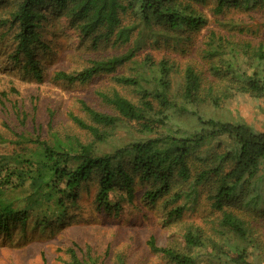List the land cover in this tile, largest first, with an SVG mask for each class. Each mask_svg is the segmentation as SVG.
Listing matches in <instances>:
<instances>
[{
    "label": "trees",
    "instance_id": "trees-1",
    "mask_svg": "<svg viewBox=\"0 0 264 264\" xmlns=\"http://www.w3.org/2000/svg\"><path fill=\"white\" fill-rule=\"evenodd\" d=\"M206 2L0 0V28H16L15 55L24 57L26 72L37 81L43 79L37 51L48 48L42 30L59 15L69 18L80 38L94 47L113 42L123 51L91 59L80 72L56 73L55 80L83 84L131 66L134 74L117 75L114 80L138 94L136 99H129L118 92L99 93L111 113L82 102L90 123L75 116L71 120L85 133V140L52 135L49 139L26 138L21 143L25 137L18 136L21 140L16 146H24L0 156V231L8 233L12 223L25 228L30 217L39 213L44 214L43 224L65 223L68 210L80 207L82 184L93 179L99 182L93 204L118 216L122 202L116 190L131 202L136 198L134 185L139 179L148 185L141 194L146 203L167 200L175 204L195 198L206 215L203 224H187L182 247H159L150 237L147 247L152 254L168 264H197L194 252L206 249V264H258L250 261L254 229L242 205L261 203L264 132L241 121L206 116L203 110H219L238 95L264 98V43L254 47L234 35L211 32L202 47L203 58L212 63V79L207 81L192 66L176 70L167 59H138L144 31L153 32L164 42L183 43L191 39L188 35L201 32L207 18L196 5ZM258 7L264 9V0H216L212 13L218 17L230 10ZM243 58L248 61L241 62ZM177 76L180 80L175 82ZM16 115L25 126L26 115L18 110ZM121 124L135 132V139L110 152L102 151L115 144V132ZM6 144L9 142L0 136V147ZM176 182L190 187L175 192ZM184 212V207H175L167 220H178ZM67 254L70 264H104L89 247L84 253L73 245Z\"/></svg>",
    "mask_w": 264,
    "mask_h": 264
},
{
    "label": "rangeland",
    "instance_id": "rangeland-1",
    "mask_svg": "<svg viewBox=\"0 0 264 264\" xmlns=\"http://www.w3.org/2000/svg\"><path fill=\"white\" fill-rule=\"evenodd\" d=\"M215 5L216 0H207L204 6L196 5L207 18V24L198 34L188 35L191 39L184 43L173 40L164 42L160 36L154 37L153 32L144 31L138 59L145 56H151L154 61L167 59L175 64L176 70L192 66L207 81L212 79V63L203 58L202 47L211 32L234 35L254 47L264 43V9L230 10L226 15L217 17L212 13ZM72 25L69 18L59 15L44 24L43 41L48 48L38 50L36 55L43 75L40 82L26 72L24 57L15 55L16 28H0V136L9 142L0 147V156L20 148L15 144L21 140L20 137L18 139L20 135L25 137L21 143L26 138L49 139L52 135L76 136L85 140V133L73 123L71 116L90 123L82 109V102L97 111L111 113L99 93L118 92L129 99L137 98L138 94L133 89L122 87L114 80L117 75L134 74L131 66L120 68L112 74L96 76L83 84L55 80L56 73L80 72L91 59L123 51L113 42H103L94 47L91 42L81 39L79 31ZM242 61L245 63L248 58ZM179 80L177 76L175 82ZM17 110L26 115L25 126L17 118ZM203 111L206 116L241 121L256 131L264 132V98L238 95L224 103L219 110L204 108ZM134 133L127 125L121 124L115 132V144L105 146L102 151L110 152L117 145L132 141ZM98 183L97 179H93L82 184L80 207L68 210L65 223L43 224L44 214L39 213L30 217L25 228L12 223L13 227L8 233L1 230L0 264H70L67 251L73 245L84 253L88 247L91 248L95 255L104 259V264H168L163 257L150 252L147 247L149 238L154 237L159 247H182L183 231L187 224H203L206 218L201 202L198 200L197 203L195 198L183 199L175 204L167 200L154 205L146 203L141 194L148 185L139 179L134 185L136 198L131 202L124 198L122 191L116 190L121 197L122 211L118 216L110 215L93 204ZM189 187L176 182L173 190L186 191ZM248 197H251L250 194ZM178 206L185 208L184 214L178 220L168 221L169 211ZM261 210H264V187H261L259 205H242L243 214L252 222L254 229L249 247L253 253L250 261L258 264H264V212L260 215ZM40 221L42 224L37 225ZM41 227H44L43 230ZM207 253L206 249L194 252L197 264L207 263Z\"/></svg>",
    "mask_w": 264,
    "mask_h": 264
}]
</instances>
